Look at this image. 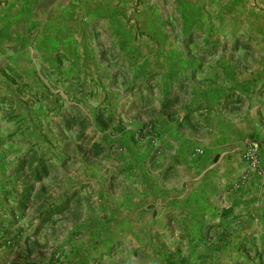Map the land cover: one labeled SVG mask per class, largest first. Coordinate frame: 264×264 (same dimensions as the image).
<instances>
[{
	"label": "rangeland",
	"instance_id": "374dc122",
	"mask_svg": "<svg viewBox=\"0 0 264 264\" xmlns=\"http://www.w3.org/2000/svg\"><path fill=\"white\" fill-rule=\"evenodd\" d=\"M68 8L0 0V264H66L72 225L119 193L129 158L149 145L148 164L160 163L167 117L242 120L241 182L264 180L245 158L257 145L264 167V0H116L103 11L112 27L103 18L87 32ZM27 154L49 172L13 214L25 185L14 171ZM219 232L175 237L180 252L203 249L183 261L264 264V231Z\"/></svg>",
	"mask_w": 264,
	"mask_h": 264
},
{
	"label": "crops",
	"instance_id": "0c3cea01",
	"mask_svg": "<svg viewBox=\"0 0 264 264\" xmlns=\"http://www.w3.org/2000/svg\"><path fill=\"white\" fill-rule=\"evenodd\" d=\"M67 1L72 4L67 11H75L74 17L85 23L86 32L95 21L111 18L112 13L107 17L103 11L116 2ZM108 22L105 26L112 27ZM221 118L216 114L195 119L187 115L176 121L164 118L160 163L148 164L149 145L140 151L141 157L134 158L136 162L129 158L128 179L120 178L119 193L100 196L95 206L81 210L80 224L72 225L63 259L66 264H105L101 258L109 260L108 264H186L183 258L195 253L198 259L203 249L180 252L175 241L181 236L199 237L205 231H264V180L249 176L241 182L246 168L239 153L248 126L242 120ZM129 145L134 152L136 145ZM199 149L204 154L194 155ZM170 244L175 246L174 254ZM171 254L174 259L162 263Z\"/></svg>",
	"mask_w": 264,
	"mask_h": 264
},
{
	"label": "trees",
	"instance_id": "16d2710c",
	"mask_svg": "<svg viewBox=\"0 0 264 264\" xmlns=\"http://www.w3.org/2000/svg\"><path fill=\"white\" fill-rule=\"evenodd\" d=\"M49 172V166L47 161L37 155L27 154L19 161L18 168L14 171L24 180V189L21 193V197L18 200L17 206L12 207L13 214L17 210H26L29 203V198L33 195L34 187L30 185L33 182L41 181Z\"/></svg>",
	"mask_w": 264,
	"mask_h": 264
},
{
	"label": "built area",
	"instance_id": "2783aa9c",
	"mask_svg": "<svg viewBox=\"0 0 264 264\" xmlns=\"http://www.w3.org/2000/svg\"><path fill=\"white\" fill-rule=\"evenodd\" d=\"M245 158L250 164V168L254 171H257L260 176L264 177V167L260 165V160L257 154V145L252 144L250 146V150H248V152L246 153Z\"/></svg>",
	"mask_w": 264,
	"mask_h": 264
}]
</instances>
